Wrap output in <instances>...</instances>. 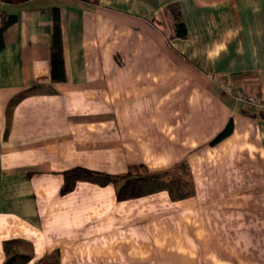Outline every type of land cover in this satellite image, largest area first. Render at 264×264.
I'll list each match as a JSON object with an SVG mask.
<instances>
[{"label":"crops","instance_id":"1","mask_svg":"<svg viewBox=\"0 0 264 264\" xmlns=\"http://www.w3.org/2000/svg\"><path fill=\"white\" fill-rule=\"evenodd\" d=\"M171 5L185 37L175 35ZM53 7L67 74L59 83L50 77ZM3 13L18 20L0 49V264L8 241L29 245L18 246L32 254L28 264L54 253L60 264L239 263L208 256L198 233L175 246L156 233L195 226L182 207L212 181L199 173L211 162L204 147L224 163L211 167L232 170L211 183L215 198L222 185L251 183L252 172L264 177V109L213 80L264 96V0H29L0 2V23ZM38 84L54 91L28 92ZM230 120L233 133L210 145ZM241 152L255 164L239 175ZM182 161L193 175L188 199L162 191L120 201L115 184L90 182L61 193L73 167L125 174Z\"/></svg>","mask_w":264,"mask_h":264},{"label":"rangeland","instance_id":"2","mask_svg":"<svg viewBox=\"0 0 264 264\" xmlns=\"http://www.w3.org/2000/svg\"><path fill=\"white\" fill-rule=\"evenodd\" d=\"M208 149L207 146L204 147V161L208 160L211 161L210 164L213 162L217 166H223L224 163L219 165L217 162L221 160L218 158L219 156L215 157L217 151L209 152ZM207 152H209L208 155ZM247 155V152H241L235 159L239 165L236 168L239 175H241V171L247 173L246 170L250 163L255 164L254 160L249 161ZM210 164H207L208 169H203L199 173L202 177L207 173L208 180H212L211 183L217 178L219 172L232 171L228 168L217 169L218 167H211L212 164ZM145 171L146 169H141L136 173ZM155 171H168L165 175L167 179H185L194 188L192 171L186 161L178 163L171 169ZM256 179H259V182ZM250 182L222 185L216 193L219 198H215L216 195L212 190H209L212 187L211 183H201L199 196L196 199L188 200V203L182 207L189 210L191 215L188 219H191V224L194 223L195 226H190L186 231H157L156 240L166 244L169 236L172 235V245L175 246L176 243L184 239L193 240V243L195 233H198L210 245L209 248H205V252L209 251L208 256L220 255L221 262L228 261V256H235L237 257L235 261L241 262L234 263L232 260V262L223 264H248L251 261V264H260V257L264 255V177L261 173L256 175L252 172ZM196 211L198 212L196 213ZM194 219H197L196 223ZM21 246L25 249L29 247L25 243H22ZM179 250L182 251V248ZM173 255L176 254L173 253Z\"/></svg>","mask_w":264,"mask_h":264},{"label":"trees","instance_id":"3","mask_svg":"<svg viewBox=\"0 0 264 264\" xmlns=\"http://www.w3.org/2000/svg\"><path fill=\"white\" fill-rule=\"evenodd\" d=\"M29 0H0L7 4H20ZM93 3L96 0H80ZM52 15V31L50 35V77L53 82H65L67 80L64 50L61 12L58 7L50 10ZM0 23V49L3 47V39L6 30L18 20L16 14L3 13ZM167 15L171 21L175 35L178 37L186 36V25L180 9L171 5L167 9ZM50 91L53 89L41 87L39 84L33 86L28 92ZM234 131V123L230 120L225 128L211 140L210 145H216L229 137ZM179 167V166H178ZM168 171H150L144 173L127 172L125 174H112L98 171L86 167H73L63 172L64 183L61 193L67 194L73 191L78 182H90L100 186L108 184L116 185V196L120 201L141 198L147 195L166 191L173 201L183 200L194 194V188L185 179H167L165 175ZM23 242L8 241L4 244L7 259L3 264H28L33 256L29 251H21L18 246ZM35 264H60L57 253L51 254Z\"/></svg>","mask_w":264,"mask_h":264},{"label":"built area","instance_id":"4","mask_svg":"<svg viewBox=\"0 0 264 264\" xmlns=\"http://www.w3.org/2000/svg\"><path fill=\"white\" fill-rule=\"evenodd\" d=\"M213 80L219 85L222 86L225 91L231 94L237 101L246 103L257 108L264 109V96L257 95L254 93L247 92L241 88L235 87L229 81H226L223 78L213 76Z\"/></svg>","mask_w":264,"mask_h":264}]
</instances>
